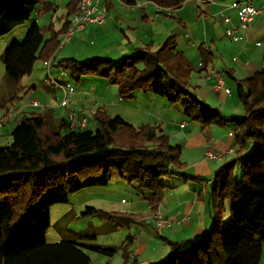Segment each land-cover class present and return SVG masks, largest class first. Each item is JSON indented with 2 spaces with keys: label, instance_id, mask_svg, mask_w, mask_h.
<instances>
[{
  "label": "trees",
  "instance_id": "trees-1",
  "mask_svg": "<svg viewBox=\"0 0 264 264\" xmlns=\"http://www.w3.org/2000/svg\"><path fill=\"white\" fill-rule=\"evenodd\" d=\"M42 0H0V36L30 20ZM81 0L66 4V20L59 29L52 22L44 38L35 21L22 41L13 40L2 52L5 76L18 83L29 75L36 61L48 60ZM163 7H178L185 0H152ZM203 63L211 53L201 48ZM264 60V56H263ZM58 65L73 79L98 76L117 85L122 98L135 91L153 92L184 113L201 128L224 122L219 112L199 99L191 89L193 66L179 49L174 36L157 47H142L137 53L113 60L65 58ZM244 108L234 118L237 127L235 155L216 171L209 191L211 224L188 243L170 242V252L156 264H262L264 248V66L238 81ZM97 130H69L62 123L52 126L44 115L21 118L12 131V144L0 147V264H92L84 249L113 256L121 250L123 264H140L127 237L120 247L89 241L96 235L82 233L79 240L64 238L49 242L53 204L68 201L71 192L107 185L111 175L134 184L145 196L150 211L161 204L167 181L182 175V148L172 144L160 126H135L103 108L94 113ZM228 203V206H227ZM229 210L226 221L225 212ZM82 216H98L109 231L135 222L136 214L106 211L87 206Z\"/></svg>",
  "mask_w": 264,
  "mask_h": 264
},
{
  "label": "crops",
  "instance_id": "crops-1",
  "mask_svg": "<svg viewBox=\"0 0 264 264\" xmlns=\"http://www.w3.org/2000/svg\"><path fill=\"white\" fill-rule=\"evenodd\" d=\"M123 1L100 0V6L106 14L105 22L90 23L69 36L67 33L62 35L55 53L48 60L42 61L43 66L39 69L45 67L43 72L34 73L33 67L29 75L12 84L5 75L2 76L3 68L0 64V118L8 108L14 107V113L5 124L0 125V139L7 135L8 142H12L11 133L14 128L23 116L32 113L44 115L56 129H60L64 123L69 126V130H97L94 113L99 108H103L111 116L118 115L137 127L142 124L160 126L169 135L172 144L181 146V160L185 165L181 173L190 176L186 180L182 175H174L166 181L167 188L158 210L170 218L172 223L159 228L154 220L140 219L144 212H150L145 196L138 202L146 204L147 210H144L146 207H143L144 211L127 207L124 199L116 202L115 209L106 210L138 215L135 218L138 225L136 233L126 236L123 243L128 241L127 237H131L130 249L139 263L156 264L169 254L170 242L187 243L199 237L211 224L209 191L213 177L215 171L235 155L238 147L234 118L242 117L245 113L238 95V81L254 75L264 66V0H253L259 12L247 31L239 30L241 37L236 41L226 34V29L236 27L239 21L237 9L231 6L234 0H185L178 7H163L152 0H139L142 2L140 6H134L135 0H130L129 3ZM57 6L55 0H42L37 5V18L34 22L38 23L37 19L50 14V22L59 29L66 20L67 9L64 19L57 26L52 19V12ZM72 16L68 20L71 21ZM42 31L44 38H47L49 33L45 35L44 30ZM170 36L175 37L179 49L193 66L191 89L199 99L216 109L224 122L203 129L197 121L185 114V119H181L179 115H171L173 104L153 92L135 91L130 97L122 98L118 86L114 85L117 89L116 98L112 90L106 88L109 83L102 81L104 84L101 83L100 86L105 90L97 94L99 84L94 79L83 82L82 76L77 80L78 85L82 86L77 88L71 81L60 78L65 76L72 79L69 71L58 65L62 59L85 61L90 58H108L118 61L137 53L142 47L151 45L156 49ZM201 48L211 53L212 62L208 65L203 63ZM1 55L0 53V57ZM211 69L220 73L219 85L215 76L208 77ZM45 73L44 81L38 83ZM67 85L72 86L73 90L69 96L71 103L65 105L62 103L65 97L63 88ZM89 95L98 98L93 105L88 102ZM33 100L38 101L39 105L34 106ZM71 112H75L74 117H71ZM83 119L86 121L84 125ZM211 148L221 152L222 157L216 160L207 158L206 152ZM116 175L112 174L110 180H116L119 177ZM172 178L174 180L171 181ZM143 224L147 226H142ZM153 229L158 234L166 229L169 232H163L161 240H158ZM106 230H109L107 226ZM84 251L89 255L91 250ZM118 252L121 250L111 257L106 255L108 261L104 264H113ZM89 257L92 263V258L90 255ZM261 263L264 264V260L261 259Z\"/></svg>",
  "mask_w": 264,
  "mask_h": 264
},
{
  "label": "rangeland",
  "instance_id": "rangeland-1",
  "mask_svg": "<svg viewBox=\"0 0 264 264\" xmlns=\"http://www.w3.org/2000/svg\"><path fill=\"white\" fill-rule=\"evenodd\" d=\"M82 1L83 0H81L80 3H82ZM231 1L232 0H229V2ZM55 3L58 6L56 10L52 12V19H54V22L57 24V26H59L61 24L62 19H64V15L66 13L65 4L67 3V0H55ZM188 4H191V3H188ZM35 15L36 13L33 14L30 20H27L26 22L16 26L15 29L13 28L11 31L5 33L4 35L0 37V53L1 54L4 51V48L6 47V45H8L13 40L22 41L24 39L29 27L34 23V19L37 18V16ZM49 18H50V14L49 15L45 14L43 17L41 16L39 19H37L40 27H42V30H44L45 35H47L46 33H48L47 31H45V29L47 28V25L51 21L49 20ZM60 57H63V56L60 55ZM0 64H2V68H3L2 76H4L5 67H4L1 57H0ZM40 66H43L42 61H37L34 66L35 68L34 73H39L41 71L43 72L44 70H46L45 67L42 68V70L39 69ZM53 74L56 77H59V74H57V72L53 71ZM45 76H46V73L42 76L40 82L38 83L43 82L45 79ZM60 78H62L63 81H71V83L76 85L77 88L82 86V85L81 86L78 85L79 82H77L73 78L70 79L69 77H65V76L60 77ZM90 79L92 80L94 79L99 84V88L96 92L97 94L105 90L104 87L100 86L102 81L108 84L107 80H105L104 78L96 77V76L92 78L88 75L84 76L82 81L86 82V80H90ZM106 86L107 85H105V87ZM87 88H89L88 85H87ZM106 88H109L110 90H112L113 95L117 98V89L114 85L109 84ZM96 97L95 95H89L88 102L93 105L94 102L97 101L98 99ZM171 106L173 108L170 111L171 115H174V116L179 115L181 119H185L184 117L185 113L180 104H177V105L173 104ZM5 117L2 116L0 120L4 119ZM7 137H8L7 135H5V137H1L0 147L8 146L12 144V142L10 143L8 142ZM114 174H117V173H113V175ZM116 178H117L116 180H113V179L110 180L107 185L92 186V187L83 188L76 192H71L68 196L67 202L53 204L50 209L51 226L49 227L46 233V239L49 242L59 241L64 238H69L72 240H79L80 235L82 233H86V234L96 235V238L89 239V241H91L92 243L103 244V245H121L124 239L126 238V236H128L130 233L131 234L136 233L138 229V225L135 222L131 223L127 227L119 228L116 231L114 230L111 232H107L105 231L106 225L103 226V224H105L104 221L101 220L98 216H82L81 215L82 211L87 206H94V207H97L103 210L104 209L105 210L115 209V207H117L116 202L117 201L121 202L122 199H124L123 202H126L125 206L127 207L131 206L134 209L139 210V211L147 210L146 204L138 202V200L142 198V195L139 194V191L137 190L135 185L131 184L126 179H122L120 176ZM174 178H172L171 181L174 180ZM227 206H228V203H227ZM143 207H146V208H144L143 210ZM228 217H229V210L227 209V211L225 212L226 221ZM142 226H147V225L143 224ZM153 231L152 232L157 236L156 238L158 240H161L160 238L161 236H163V232L168 233L169 229H166L163 232H160L159 234L156 233L157 230L153 229ZM88 253L92 258L93 264H104L106 261H108V257L106 255H103V254H100L94 251H89ZM121 254H122L121 252L117 253L116 257L114 258L113 264H122ZM263 256L264 254L262 255V258H261L262 261L264 260Z\"/></svg>",
  "mask_w": 264,
  "mask_h": 264
},
{
  "label": "built area",
  "instance_id": "built-area-1",
  "mask_svg": "<svg viewBox=\"0 0 264 264\" xmlns=\"http://www.w3.org/2000/svg\"><path fill=\"white\" fill-rule=\"evenodd\" d=\"M130 0H125L123 3H129ZM212 1V0H210ZM100 0H83L82 3L79 4V9L71 18L70 28L67 32V35H71L75 31L82 30L90 23H104L106 20V14L102 10L100 6ZM142 4L141 1L135 0L134 6H140ZM231 6L235 7L238 12V24L236 27H228L226 29V34L230 37L233 41L238 40L241 37L239 30H248L251 21L253 20L254 16L258 14L259 9L254 5L253 0H234L231 3ZM49 64V62L47 63ZM215 76L218 81L217 85L221 83L220 73L215 70L211 69L208 72V77ZM65 97L62 101L63 104L71 103L69 101L70 92L73 90L72 86H66L63 88ZM32 104L34 106H38L39 102L33 100ZM14 111V107L8 108L6 114L3 116L4 119L0 120V125L5 124L12 115ZM75 116V112H71V117ZM86 123L85 119L82 120V124ZM181 127H184V124H181ZM236 132V130H235ZM232 151V150H231ZM206 157L209 159H220L222 157L221 152H214L212 149L206 152ZM142 220H154L159 228L164 227L165 225H170L172 220L168 217H165L159 210L150 211L147 214H144L140 217Z\"/></svg>",
  "mask_w": 264,
  "mask_h": 264
}]
</instances>
